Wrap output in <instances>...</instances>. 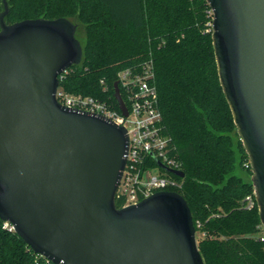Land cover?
<instances>
[{
	"label": "water",
	"instance_id": "95a60500",
	"mask_svg": "<svg viewBox=\"0 0 264 264\" xmlns=\"http://www.w3.org/2000/svg\"><path fill=\"white\" fill-rule=\"evenodd\" d=\"M219 81L251 165L264 232V0H207ZM0 12V218L53 264H204L186 200L158 190L117 207L126 128L61 105L58 74L82 57L67 18ZM114 97L127 107L118 81ZM166 171L183 176L181 170Z\"/></svg>",
	"mask_w": 264,
	"mask_h": 264
},
{
	"label": "trees",
	"instance_id": "16d2710c",
	"mask_svg": "<svg viewBox=\"0 0 264 264\" xmlns=\"http://www.w3.org/2000/svg\"><path fill=\"white\" fill-rule=\"evenodd\" d=\"M6 3L7 24L67 18L76 22V30L82 28L81 60L59 78V86L68 92L93 96L119 111L113 87L118 73L139 70L152 60L162 127L183 172L173 175L180 187L168 190L178 192L189 206L203 263L264 264V232L250 160L219 81L207 0ZM247 195L254 200L250 207ZM115 204L122 207L120 196ZM4 221L0 218V264H53L4 227Z\"/></svg>",
	"mask_w": 264,
	"mask_h": 264
},
{
	"label": "built area",
	"instance_id": "2783aa9c",
	"mask_svg": "<svg viewBox=\"0 0 264 264\" xmlns=\"http://www.w3.org/2000/svg\"><path fill=\"white\" fill-rule=\"evenodd\" d=\"M69 69L65 68L58 74L57 101L69 109L101 114L126 128V161L116 191V196L122 198V206L137 203L158 190L180 187L181 182L173 176L176 174L158 164L180 170L179 162L171 154L170 138L162 127L152 60L144 62L139 70L125 68L118 73V84L129 102L126 116L120 109L110 108L106 102L93 96L68 92L60 87L59 78L64 77ZM244 165L247 167L248 163ZM245 200L247 207L254 203L251 195H247ZM4 227L13 230L12 224L6 220Z\"/></svg>",
	"mask_w": 264,
	"mask_h": 264
},
{
	"label": "rangeland",
	"instance_id": "374dc122",
	"mask_svg": "<svg viewBox=\"0 0 264 264\" xmlns=\"http://www.w3.org/2000/svg\"><path fill=\"white\" fill-rule=\"evenodd\" d=\"M76 34H77L78 39H83L84 32H83L82 28H77ZM196 236H197V233H196Z\"/></svg>",
	"mask_w": 264,
	"mask_h": 264
}]
</instances>
